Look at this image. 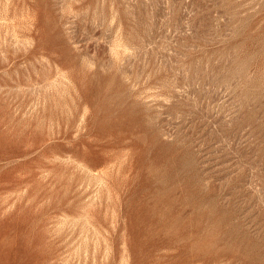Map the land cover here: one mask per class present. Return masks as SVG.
I'll return each mask as SVG.
<instances>
[{
    "label": "rangeland",
    "instance_id": "rangeland-1",
    "mask_svg": "<svg viewBox=\"0 0 264 264\" xmlns=\"http://www.w3.org/2000/svg\"><path fill=\"white\" fill-rule=\"evenodd\" d=\"M0 264H264V0H0Z\"/></svg>",
    "mask_w": 264,
    "mask_h": 264
}]
</instances>
